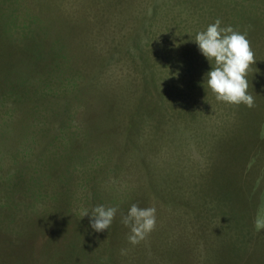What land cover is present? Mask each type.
Segmentation results:
<instances>
[{
	"label": "rangeland",
	"instance_id": "obj_1",
	"mask_svg": "<svg viewBox=\"0 0 264 264\" xmlns=\"http://www.w3.org/2000/svg\"><path fill=\"white\" fill-rule=\"evenodd\" d=\"M197 1L256 8L264 23V0ZM189 2L0 0L2 34L39 35L59 50L55 73L29 74L25 89L61 94L24 113L16 84L0 95V264H264V230L253 226L264 214V27L247 76L255 106L220 102L203 86L211 65L192 40L216 15H187ZM136 44L155 55L144 90L123 55ZM99 49L117 53L102 60ZM94 81L107 99L75 98ZM132 204L156 209L136 245L121 223ZM98 205L117 209L102 232L81 218Z\"/></svg>",
	"mask_w": 264,
	"mask_h": 264
},
{
	"label": "trees",
	"instance_id": "obj_2",
	"mask_svg": "<svg viewBox=\"0 0 264 264\" xmlns=\"http://www.w3.org/2000/svg\"><path fill=\"white\" fill-rule=\"evenodd\" d=\"M234 1V0H233ZM231 1V3H233ZM201 1H195L191 0L188 5H186V11L187 15H190L196 12V15H201L200 13L203 12V7L205 8H211V4L204 6L205 4H201ZM206 2V1H205ZM229 2V1H228ZM227 2V3H228ZM245 1L240 0L239 3H243ZM187 3V2H186ZM208 3V2H207ZM226 3V2H225ZM240 7H244V5H241ZM210 6V7H209ZM256 6V5H253ZM252 7V6H250ZM258 8V7H257ZM256 8L253 9H232L231 7L228 8L225 7L223 4L220 7H215V11L210 10L209 13H211V16L216 15V19L221 20V27H227L232 26L235 30H239L241 33L247 32L245 30H249L251 32V37L248 39L250 41V45L252 48V44L254 45V42L256 38L261 35V31L264 27V23H261V16H260V10ZM213 11V12H211ZM200 12V13H199ZM208 12V11H207ZM217 12V13H215ZM253 21V22H252ZM175 23V21H174ZM254 23L252 26H249V24ZM176 27H173L172 30H179L181 28V24H175ZM185 26V24H184ZM242 27V28H241ZM184 28V27H183ZM185 29V28H184ZM178 31V32H179ZM249 33V32H248ZM66 36H73L67 35ZM138 44H136L135 49H131V51L124 52L123 55L126 56V58L133 59V62L141 68V71L143 72L142 76L139 78L135 77L134 79H137L139 82V85L141 86L140 89H145L144 86L145 83L148 81L146 78L148 76L145 73H148L149 71L155 69L154 64L155 62V55L152 54V59L145 56L144 53H138L140 50L137 47ZM54 47H52V43L49 41L48 38L40 37L39 35H24L21 34L18 37H8L1 33L0 31V95L5 93V89L10 87L5 82L11 83L10 85H15L12 87L11 94H13L14 99H17V102L15 103L22 104L20 111L24 113L25 108L24 105L27 107V102H30V100L35 99L36 97L43 99V98H51L58 102V97L61 95L59 92L56 91H50L48 95H46L44 92L43 94H36L40 93L42 91H39L38 88L34 90V92L29 93L28 90L25 89V83L23 81L28 79V75L32 74V76L37 75L39 73L40 76L50 75L51 73H55L51 70V66L58 65L56 63V56L58 55L59 50H53ZM134 48V47H133ZM112 49H118V46L114 44ZM96 50V49H94ZM137 51V52H136ZM99 52L101 54L102 60L104 58H109V56H112V54H116L117 51L109 52L105 50V52L101 49H99ZM116 52V53H115ZM152 53H155L154 51ZM58 57V56H57ZM123 60H125L123 58ZM98 61L93 62L92 65L97 64ZM60 68V67H59ZM95 67H91L89 71H93ZM59 71V69H58ZM31 76V77H32ZM48 78V77H46ZM171 80H173L170 77ZM145 80V81H144ZM26 86L30 89L34 86L31 83L26 84ZM52 89V88H51ZM9 91V94H10ZM74 90H71L69 93L67 91L64 92L65 97L67 95H73L71 93ZM165 91V89H161V92ZM160 90L158 92L161 93ZM75 98L85 100V99H91L96 98L99 99L101 97H104V99H107L110 94L107 92V86H103L101 84L97 85L96 81L93 83H86L83 82L80 85V88H78V91L75 92ZM140 95V94H139ZM74 98V99H75ZM139 98H145V95L141 93ZM8 103L10 102L9 99H7ZM12 102V100H11ZM51 104L58 103L50 102ZM17 105V106H18Z\"/></svg>",
	"mask_w": 264,
	"mask_h": 264
},
{
	"label": "clouds",
	"instance_id": "obj_3",
	"mask_svg": "<svg viewBox=\"0 0 264 264\" xmlns=\"http://www.w3.org/2000/svg\"><path fill=\"white\" fill-rule=\"evenodd\" d=\"M192 40L209 61L211 68L205 74L203 86L210 89L217 101L248 108L255 106L254 97L248 93V70L255 64V54L247 39V32L241 33L232 26L221 27L218 18L205 30L198 32ZM117 209L98 205L81 212V218L90 216V226L96 232L108 230ZM121 223L129 229L127 240L139 244L156 227L155 207L141 208L132 204ZM255 231L264 230V214L258 213L253 221ZM123 254V250H122Z\"/></svg>",
	"mask_w": 264,
	"mask_h": 264
}]
</instances>
